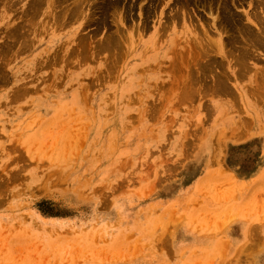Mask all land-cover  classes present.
Returning <instances> with one entry per match:
<instances>
[{"label":"rangeland","instance_id":"rangeland-1","mask_svg":"<svg viewBox=\"0 0 264 264\" xmlns=\"http://www.w3.org/2000/svg\"><path fill=\"white\" fill-rule=\"evenodd\" d=\"M18 1L0 4V264H264V48L246 46L264 0ZM207 54L230 87L207 76L192 101Z\"/></svg>","mask_w":264,"mask_h":264},{"label":"bare ground","instance_id":"bare-ground-1","mask_svg":"<svg viewBox=\"0 0 264 264\" xmlns=\"http://www.w3.org/2000/svg\"><path fill=\"white\" fill-rule=\"evenodd\" d=\"M21 1H22V0H19L18 3L21 2ZM30 1H31V0H30ZM46 1H48V0H46ZM56 1H61V0H55V2H56ZM99 1H100V0H99ZM102 1H103V0H102ZM119 1H120V0H119ZM122 1H123V0H122ZM137 1H138V0H137ZM179 1H181V2L183 1V3L185 2V5H186L189 1H192V0H178V2H179ZM197 1H198V0H197ZM217 1H218V0H217ZM224 1H226V0H223V3H225ZM227 1H228V0H227ZM233 1H234V0H233ZM239 1H240V0H239ZM255 1H256V0H255ZM259 1H260L261 3H258V5H260V4L262 5V4L264 3L263 0H262V1L259 0ZM259 1H257V2H259ZM1 2L3 3L4 0H0V4H1ZM7 2H8V1H7ZM9 2H10V1H9ZM34 2H36V0H35ZM38 2L41 3V0H38ZM53 2H54V1H53ZM64 2H65V1H64ZM83 2L85 3L84 0H83ZM83 2H82V0H81V1H80V4L82 5ZM87 2H89V1H87ZM107 2H108V1H107ZM117 2H118V1H117ZM205 2H206V1H205ZM219 2H221V1H219ZM228 2H229V1H228ZM230 2H231V1H230ZM262 2H263V3H262ZM16 3H17V2H16ZM18 3H17V4H18ZM30 3H31V2H29V4H30ZM73 3H74V2H73ZM77 3H78V2H76V4H77ZM93 3H94V2H93ZM174 3H175V2H174ZM198 3H199V2H198ZM198 3H197V4H198ZM217 3H218V2H217ZM221 3H222V2H221ZM240 3H241V2H240ZM27 4H28V3H27ZM31 4H32V3H31ZM37 4H38V3H37ZM37 4H36V5H37ZM53 4H54V3H53ZM57 4H58V5H57ZM57 4H55V5L60 6V5H59L60 3H57ZM64 4H65V3H64ZM118 4H119V3H118ZM120 4H121V3H120ZM120 4H119V5H120ZM134 4H135V3H134ZM193 4H194V0H193ZM219 4H220V3H219ZM232 4H233V2H232ZM6 5H7V3H6ZM6 5H5V6H6ZM8 5H9V3H8ZM14 5H15V3H14ZM62 5H63V4H62ZM65 5H66V4H65ZM86 5H87V4H86ZM103 5H104V4H103ZM119 5H118V6H119ZM190 5H192V2H191ZM220 5H221V4H220ZM220 5H219V6H220ZM223 5H224V4H223ZM233 5H234V4H233ZM9 6H11V5H9ZM29 6L31 7L32 5H28V6H27V9H28V10L30 9V11H31V8H29ZM34 6H35V5H33V8H34ZM38 6H39V5H38ZM38 6H35V8H34V9H35V11H34L35 13H33L34 16H35V14L37 13V12H36V9H37ZM43 6H44V5H43ZM52 6H54V5H52ZM66 6H67V5H66ZM70 6H71V5H70ZM84 6H85V5H84ZM88 6H89V5H88ZM100 6H102V3L100 4ZM116 6H117V5H116ZM116 6H115V7H116ZM118 6H117V8H118ZM121 6H122V5H121ZM178 6H179V5H178ZM183 6H184V5H183ZM187 6H188V4H187L186 6H184V7H187ZM199 6H200V5H199ZM217 6H218V5H217ZM234 6H235V5H234ZM263 6H264V5H263ZM39 7H42V5L39 6ZM55 7H56V6H55ZM60 7H62V6H60ZM90 7H92V6H90ZM109 7H110V6H109ZM112 7H113V6H112ZM179 7H181V6H179ZM215 7H216V6H215ZM221 7H222V5H221ZM223 7H224V10H225V11L223 10L224 13H225V18L222 17L223 19H225L224 22H225V23H230V22L233 21V20L236 21V20H235L236 17H235V15L232 13V10H231L230 5L227 4V2H226L225 6H223ZM12 8H13V7H12ZM33 8H32V10H34ZM42 8H43V7H42ZM51 8H52V7H51ZM66 8L69 9V11H70L72 8H74V6H73V4H72V8H71V7L68 8V6H67ZM117 8H116L115 11L113 10V12L117 13V12H116V11H117ZM120 8H121V7H120ZM120 8H119L118 11H120ZM149 8H150V7H149ZM193 8H194V7H193ZM209 8H210L211 10L213 9L212 6L209 7ZM232 8H233V7H232ZM7 9H8V8L6 7V10H7ZM10 9H11V8H10ZM39 9H40V8H39ZM39 9H37V10L39 11ZM54 9H55V8H54ZM64 9H65V7H64ZM86 9H87V8H86ZM110 9H111V7H110ZM113 9H114V8H113ZM141 9H142V8H141ZM176 9H177V8H176ZM178 9H179V8H178ZM178 9H177V10H178ZM181 9H183V8H181ZM184 9H185V8H184ZM187 9H188V8L185 9V11L187 12L186 14H187V15H190V14H188L189 9H188V10H187ZM25 10H26V9H25ZM28 10H26V11H28ZM61 10H63V9H61ZM72 10H73V9H72ZM78 10H79V9H78ZM81 10H82V7H81ZM108 10H109V8H108ZM177 10L175 11V13L177 12V15H179V17H178L176 14L173 15V17H174V16H177L178 18H180V14H181L180 12H181V11L178 10V11H179V12H178ZM217 10H219V9H217ZM217 10H216V11H217ZM234 10H235V9H234ZM49 11H50V10H49ZM63 11L66 12V9L63 10ZM69 11H68V12H69ZM82 11H83V10H82ZM110 11H111V10H110ZM24 12H25V11H24ZM28 12H29V11H28ZM68 12H66V14H67ZM72 12L74 13V12H78V11H77V10H76V11L73 10ZM79 12H80V11H79ZM105 12H106V11H105ZM113 12L111 11V13H112L111 16H113V14L115 15V13H113ZM148 12H149V11H148ZM155 12H156V11H155ZM210 12H211V11H210ZM214 12H215V11H214ZM234 12H235V11H234ZM25 13H26V12H25ZM38 13H40V12H38ZM51 13H52V12H51ZM58 13H60V12H58ZM58 13H57V14H58ZM61 13H62V12H61ZM63 13H64V12H63ZM63 13H62V14H63ZM107 13H108V12H107ZM189 13H190V11H189ZM197 13H198V12H196V14H197ZM212 13H213V11H212ZM30 14H32V13L30 12V13H29V16H30ZM57 14H56V15H57ZM69 14H70V13H69ZM69 14H68V16H71V17H68V18H69V19H70V18H73L72 15H71V14L69 15ZM74 14H75V13H74ZM74 14H73V15H74ZM79 14H80V17H81V16H82V13L80 12ZM79 14H78V16H79ZM118 14H119V13H118ZM213 14H214V13H213ZM257 14H258V13H257ZM49 15H50V13H49ZM63 15H64V14H63ZM123 15H124V14H123ZM210 15H211V13H210ZM27 16H28V14H27ZM34 16H33V18H34ZM57 16H58V15H57ZM61 16H62V15H61ZM61 16H60V18H62ZM64 16H65V15H64ZM87 16H88V15H87ZM148 16H149V15H148ZM193 16H194V15H193ZM193 16H192V14H191V17H193ZM259 16H260V14H259ZM44 17H45V16H44ZM65 17H66V16H65ZM74 17H75V15H74ZM76 17H77V15H76ZM76 17H75V18H76ZM100 17H101V16H100ZM115 17H117V16L115 15ZM234 17H235V18H234ZM20 18H21V17H20ZM33 18H32V19H33ZM54 18H55V17H54ZM58 18H59V16H58ZM78 18H79V17H78ZM89 18H90V17H89ZM111 18H114V17H111ZM124 18H125V17H124ZM146 18L149 19L148 17H146ZM175 18H176V17H174V19H175ZM214 18H215V17H214ZM216 18L219 19V16L216 17ZM222 18H221V19H222ZM233 18H234V19H233ZM242 18H243V17H242ZM242 18H240V19H242ZM261 18H262V16H261ZM23 19H26V18H23ZM29 19H30V17H29ZM34 19H35V18H34ZM63 19H64V18H63ZM101 19H103V18L101 17ZM119 19H120V18H119ZM125 19H126V18H125ZM125 19H123V20H125ZM169 19H170V18H169ZM187 19H188V18H187ZM193 19H194V18H193ZM21 20H22V19H21ZM26 20H27V19H26ZM74 20H75V19H74ZM105 20H106V19H105ZM130 20H131V19H130ZM178 20H180V19H177V21H178ZM181 20H182V19H181ZM189 20H191V18H190ZM244 20H245V19H244ZM24 21H25V20H24ZM28 21H29V20H28ZM28 21H26V23H27ZM32 21H33V20H32ZM32 21H31V22H32ZM58 21H59V20H58ZM61 21H62V20H61ZM71 21H73V20H71ZM88 21H89V20H88ZM108 21H109V20H108ZM187 21H188V20H187ZM216 21H218V20L216 19ZM221 21H222V20H221ZM229 21H230V22H229ZM31 22H30V24H31ZM65 22H66V21H65ZM126 22H127V21H126ZM178 22H179V21H178ZM219 22H220V21H219ZM224 22H223V23H224ZM238 22H239V21H237L236 23H238ZM21 23H22V22H21ZM21 23H20V25L22 26ZM32 23H33V22H32ZM57 23H58V22H57ZM89 23H90V22H89ZM91 23H92V22H91ZM104 23H107V20H106V22L104 21ZM223 23H219V24H220V25H221V24L223 25ZM262 23H263V22H262ZM55 24H56V23H55ZM68 24H69V23H68ZM102 24H103V23H102ZM116 24H117V20H116ZM169 24H171V23H169ZM191 24H192V23H191ZM214 24H215V22H214ZM257 24H258V23H257ZM7 25H8V24H7ZM20 25H18L19 28L16 27L15 25H14L15 27L13 26V28H12V27H11V28L9 27V28H10L9 31L11 32L12 36L16 37V38H12V37H10V39H11V38L13 39V43H15V42H16V43L19 42V41H17L18 39H22V40H23L24 35L26 36V34L29 33V30H30V31H33V29L29 28V30H27L28 32H27L26 34H24V32H26V31L24 30V32H23L24 35H23V34H22V31H23V29H25V28H22V29H21V28H20V27H21ZM24 25H25V24L23 23V26H24ZM26 25H27V24H26ZM26 25H25V27H26ZM33 25H34V24H32L31 26H33ZM62 25H63V23H62ZM216 25H217V27L219 26L218 23H217ZM222 25H221V26H222ZM240 25H241V24H240ZM245 25H246V24H245ZM27 26H29V25H27ZM37 26H38V25H37ZM104 26H105V25H104ZM221 26H220V27H221ZM98 27H99V26H98ZM108 27H109V26H108ZM108 27H107V28H108ZM164 27L166 28L167 26H165V24H163L162 28L164 29ZM224 27H225V25H224ZM224 27L222 26L223 29H221V30H224ZM229 27H230V26H229ZM243 27H244V26H243ZM15 28H16V30H15ZM37 28H38V27H37ZM120 28H121V27H119V29H118L119 31H115V32H119V33H117V35H115V36H114V33H113L114 31L112 32L113 34L111 33V34L113 35V36H112V35H108V34H107L109 31H111V30H109L110 28L107 30L108 32H107L106 34H107L109 37H111V38H110L111 40H110V42H109V40H108V42H107L106 39H105V40L103 41V43H105V45H103L102 47L99 45V47H101V50H104V51L106 52L107 50L112 49L111 46H114V44H112V43H114V42L121 43L122 38H121V37H116V36H118V34L120 35V32H122V33L124 32V31H122V29L120 30ZM167 28H168V27H167ZM226 28H228V27H226ZM226 28H225V30H226ZM230 28L232 29V27H230ZM234 28H235V27H234ZM239 28H240V27H238V29H239ZM248 28H249V26H248ZM13 29H14V31H13ZM20 29H21L22 31H21ZM27 29H28V28H27ZM39 29H40V28H39ZM98 29H99V28H98ZM228 29H229V28H228ZM231 29H229V30H231ZM236 29H237V28H236ZM240 29H241V28H240ZM244 29H245V27H244ZM244 29L242 28L243 31H244ZM249 29H250V28H249ZM7 30H8V29H7ZM11 30H12V31H11ZM17 30H20L21 33H19ZM209 30H210V29H209ZM233 30L235 31V29H233ZM233 30H232V31H233ZM250 30H251V29H250ZM245 31H247V30H245ZM251 31H252V30H251ZM251 31H250L249 33H251ZM261 31H262V30H261ZM161 32H162V31H161ZM163 32H164V31H163ZM166 32H167V31H166ZM187 32H188V31H187ZM187 32H186V31L181 32V35H182V36L179 38V40H181L182 37L185 38V37L187 36ZM201 32H202V31H201ZM201 32H200V33H201ZM211 32H212V31H211ZM226 32H227V31H226ZM226 32H223V33H226ZM263 32H264V30L262 31V33H263ZM122 33H121L120 36L123 35ZM203 33H204V32H203ZM207 33H208V32H207ZM212 33H213V32H212ZM221 33H222V32H221ZM235 33H236V32H235ZM245 33H246V32H245ZM247 33H248V31H247ZM254 33H255V32H254ZM262 33H261V34H262ZM96 34H98V33H96ZM163 34L165 35L166 33H163ZM204 34H206V32H205ZM204 34H203V38H204V36H206V35H204ZM233 34H234V33H233ZM252 34H253V32H252ZM256 34H257L256 36H260V37H261V35H258V32H256ZM27 35L29 36L30 33L27 34ZM92 35H93V34H92ZM98 35H99V34H98ZM173 35L175 36L174 38H171L170 35H169L170 46L175 45L176 43L179 44V42H177V40H178V39H177V38H178V37H177V36H178V32H177L176 30L173 31ZM188 35H189V34H188ZM200 35H202V33H201ZM236 35H237V33H236ZM236 35H233V36L235 37ZM247 35H248V34H246V36H247ZM104 36H105V35H104ZM123 36H124V35H123ZM123 36H122V37H123ZM161 36H162V35H161ZM225 36H226V35H225ZM230 36H231V35H230ZM233 36H232V37H233ZM239 36H241L240 34H238V38H241V37H239ZM249 36H250V35H249ZM256 36L254 35L255 38H252V37L250 36L249 38H251V41L248 42V43L246 44V46H247V45H251V46L249 47L250 49L252 48V46H253V49H254V47H257V48H260V49H261V48H264V42H263V40H262L263 38L260 39V37H256ZM4 37H5V36H4ZM88 37H89V35L87 36V38H88ZM105 37H106V36H105ZM156 37H157V38H160L159 36H157V33H156ZM176 37H177V38H176ZM234 37H233V38H234ZM243 37H244V36H243ZM243 37H242V39H244ZM24 38H25V37H24ZM77 38H78V37H77ZM79 38H80V37H79ZM91 38H92V37H91ZM107 38H108V37H107ZM120 38H121V39H120ZM192 38H193V37H192ZM199 38H200V37H199ZM206 38H207V36H206ZM236 38H237V36H236ZM7 39H8V38H7ZM14 39H16L15 42H14ZM209 39H210V38H209ZM209 39H208V40H209ZM211 39H212V38H211ZM211 39H210V41H211ZM252 39H253V40H252ZM80 40H81V39H80ZM82 40L85 41L84 39H82ZM89 40H90V38H89ZM123 40H124V39H123ZM153 40H155V43H153L152 41H150V42H148L146 45H147V46H150V44H151V45H157V44H158V41H157L155 38H154ZM179 40H178V41H179ZM204 40H205V42L207 41L206 39H204ZM234 40H235V39H234ZM247 40H250V39H248V37H247ZM95 41H96V40H95ZM119 41H120V42H119ZM192 41H193V40H192ZM210 41H209V42L207 41V42H208V43H211V44L214 43V44L216 45V47H217L218 52H222V51H223V47H224V49H225V46H226V45L223 46V44H224L223 42H224V41H223L222 37H220L219 39H216V40L212 39L213 42H210ZM232 41H233V40H232ZM79 42H80V41H79ZM106 42H107V43H106ZM189 42H191V40H190ZM189 42H188V43H189ZM205 42H204V43H205ZM225 42H226V41H225ZM236 42H238V41H236ZM87 43H88V42H87ZM101 43H102V42H101ZM194 43L196 44L197 41H194ZM199 43H200V42H199ZM201 43H202V42H201ZM201 43H200V44H201ZM239 43H240V42H239ZM245 43H246V42H245ZM85 44H86V43H83V46H84ZM107 44H108V45H107ZM180 44H182V43H180ZM195 44H192V45H195ZM197 44H198V43H197ZM200 44H198V45H200ZM232 44H233V42H232ZM232 44L230 43V45H232ZM237 44H238V43H237ZM242 44H243V43H242ZM242 44H241V45H242ZM26 45H27V44H26ZM26 45L24 44V46H26ZM120 45L122 46L123 44L121 43ZM166 45H167V44H166ZM176 45H177V44H176ZM189 45H191V44H189ZM198 45H197V47H199ZM241 45H239V46L241 47ZM0 46H1V44H0ZM5 46H6V45H5ZM5 46H4V47H5ZM7 46H8V45H7ZM9 46H10V45H9ZM115 46H116V45H115ZM115 46H114L113 50H115V49L117 50V48H116ZM147 46H146V47H147ZM170 46H169V47H170ZM183 46H184V45H183ZM185 46H186V45H185ZM206 46H208V45H206ZM228 46H229V45H228ZM239 46H238V47H239ZM246 46H245V47H246ZM12 47H13V44H12ZM84 47H85V46H84ZM96 47H97V46H96ZM150 47H151V46H150ZM195 47H196V46H195ZM208 47H209V46H208ZM230 47H231V46H230ZM242 47H244V46H242ZM242 47H241V50H237L238 48L236 47V48H237L236 50H237V51H243L244 49H247V48H243V50H242ZM247 47H248V46H247ZM88 48H89V47H88ZM107 48H108V49H107ZM193 48H194V47H193ZM201 48H202V46H201ZM204 48H205V51L203 52L204 54H205V53H209V54H210V48L213 49V47H210V48H208V49H206V47H204ZM214 48H215V47H214ZM21 49H22V48H21ZM23 49H24V48H23ZM90 49H91V48H90ZM96 49H98V48H96ZM105 49H106V50H105ZM118 49H119V48H118ZM144 49H145V48H144ZM194 49H196V48H194ZM230 49H231V48H230ZM7 50H8V52H9V49H7ZM7 50H6V51H7ZM84 50H85V49H84ZM86 50H87V49H86ZM93 50H95V49H93ZM176 50H177V49H176ZM200 50H202V49H200ZM225 50H226V49H225ZM233 50H234V49H233ZM257 50H258V49H257ZM6 51H5V52H6ZM104 51H103V52H104ZM109 51H110V50H109ZM119 51H120V50H119ZM119 51H118V54H121V52L119 53ZM121 51H122V50H121ZM143 51H144V50H143ZM178 51H179V50H178ZM251 51H252V49H251ZM253 51H254V50H253ZM253 51H252V52H253ZM71 52H72V50H71ZM92 52H93V51H92ZM111 52H112V51H111ZM111 52H110V53H111ZM113 52H114V51H113ZM116 52H117V51H116ZM147 52H148V51H147ZM180 52H182V51H180ZM183 52H184V51H183ZM187 52H188V51H187ZM211 52H212V51H211ZM214 52H215V51H214ZM232 52H233V51H232ZM74 53H75V52H74ZM95 53H96V50H95L94 54H95ZM97 53H99V51H98ZM142 53H143V52H142ZM164 53H166V52H164ZM197 53H198V52H197ZM200 53H201V52H200ZM216 53H217V51H216ZM228 53H229V52H228ZM71 54H72V53H71ZM71 54H70V55H71ZM113 54H114V53H113ZM116 54H117V53H115L114 55H116ZM122 54H123V52H122ZM181 54H182V53H181ZM186 54H187V53H186ZM194 54H195V53H194ZM204 54H203V55H204ZM209 54H207L206 56H209ZM213 54H214V53H213ZM253 54H254V53H253ZM253 54L251 53L252 56H253ZM76 55H77V54H76ZM114 55H113V56H114ZM210 55H212V54H210ZM67 56H68V55H67ZM195 56H196V55H195ZM198 56L200 57V54H198ZM206 56H204V57H206ZM239 56H240V55H239ZM241 56H242V55H241ZM241 56H240V58H238V59H240V61L237 62V65L240 67L242 73H244V72L248 69L249 66H248V62H246V61H247L246 56H242L243 59H241ZM249 56H250V55H249ZM249 56H248V57H249ZM254 56H255V55H254ZM254 56H253V57H254ZM153 57H154V56H153ZM186 57H187V56H186ZM204 57L202 56L201 59H203ZM237 57H238V54H237ZM250 57H251V56H250ZM55 58H56V57H55ZM75 58H76V57H75ZM79 58H80V57H79ZM96 58H97V57H96ZM114 58H115V57H114ZM150 58H151V57H150ZM192 58H193V57H192ZM194 58H195V60H196V57H194ZM208 58H209V59H208ZM179 59H180V58H179ZM187 59H188V58H187ZM189 59H190V58H189ZM189 59H188V60H189ZM204 59H205V58H204ZM206 59H207V60H206L207 63L204 62L203 65H202V64H199V62L197 63V64L199 65V69H196V71L198 72V74L195 73V69H194V71H192L193 68H195V67H192V66H194V65H192V62H190V63H191V65H190V66H191V67H190L191 72H190V70H189V73H190V76H191V77H190V76H189V77L192 78V80H190V79H189V80H190V83H191V84H188L189 81H188L187 79H186V82L188 81V83H187V85H186L185 87H182L183 84L181 83V84H182V86H181L182 89L185 90L186 92H185V91H182V90H181V91L183 92V94L185 93V94L187 95V97H189V98H191V99H192L193 97H195V95H198V96H199V94L202 95V94L204 93V92L202 93V90H201V87H200V86L202 85V83L200 84L199 87H197L196 84L198 85V84L200 83V81H201V82L203 81V79H204V81H206L205 79H208L207 76H208L209 78H213V79L215 80V81H214V80L212 79V80H213L212 82H213L214 84H210V83H208V84H210V85H213V87L209 85V87H212V88H210V89H212L213 94H214V93H215V94H218V93H216V92L221 93V92H223V91H225V92L228 91V87H227L226 85H228L227 81H228V79H229V77H228L229 75H226V74L222 75V72H221V73L219 72V75H218V74H216V73H218V71H217L216 73H214V72H215L214 69H216L215 64H218V62L215 61L216 59L213 60L212 57H210V56L207 57ZM193 60H194V59H193ZM199 60H200V59H199ZM199 60H198V61H199ZM106 61H107V60H106ZM184 61H185V60H184ZM186 61H187V60H186ZM186 61H185V62H186ZM189 61H190V60H189ZM191 61H192V59H191ZM248 61H249V60H248ZM180 62H181V61H180ZM180 62H177V63L179 64ZM187 62H188V61H187ZM187 62H186V63H187ZM196 62H197V60L195 61V63H196ZM254 62H255V61H254ZM175 63H176V62H175ZM175 63H174V64H175ZM188 63H189V62H188ZM193 63H194V61H193ZM172 64H173V63H172ZM178 64H176V66L174 65V68H175V67L178 68V67H179V66H177ZM219 64H220V63H219ZM222 64H223V63H222ZM232 64H233V63H232ZM113 65H114V64H113ZM180 65H181V64H180ZM182 65H184V64H182ZM182 65H181V66H182ZM187 65H188V64H186V66H187ZM223 65H224V64H223ZM172 66H173V65H172ZM186 66H185V67H186ZM214 66H215V68H214ZM220 66H221V64H220ZM220 66H219V67H220ZM197 67H198V66H197ZM197 67H196V68H197ZM236 67H237V66H236ZM113 68H114V67H113ZM177 68H176V70H177ZM183 68H184V67H183ZM138 69H139V68H138ZM178 69H179V68H178ZM185 70H186V69H185ZM198 70H200V71H198ZM213 70H214V71H213ZM108 71H109V70H108ZM183 72H185V71L183 70ZM187 72H188V70H187ZM224 72H226V69H225ZM181 73H182V72H181ZM226 73H227V72H226ZM179 74H180V73H179ZM182 74H184V73H182ZM220 74H221V75H220ZM228 74H229V73H228ZM238 74H240L239 71H238ZM185 75H187L186 72H185ZM202 75H206V78H205V77H204V78H201ZM241 75L243 76V74H241ZM248 75H249V74H248ZM181 76H182V75H181ZM173 77H174V76H173ZM179 77H180V76H179ZM184 77H185V76H184ZM184 77H183V78H184ZM187 77H188V75H187ZM189 77H188V78H189ZM202 77H203V76H202ZM245 77H246V76H245ZM245 77H244V78H245ZM174 78H175V77H174ZM185 78H186V77H185ZM171 79H172V78H171ZM180 79H182V77H181ZM199 79H202V80L199 81ZM175 80H177V79H175ZM182 80H183V79H182ZM210 80H211V79H210ZM210 80H209V81H210ZM239 80H240V79H239ZM178 81H179V80H178ZM178 81H176V82H178ZM198 81H199V82H198ZM207 81H208V80H207ZM183 82H184V81H183ZM210 82H211V81H210ZM176 84H177V83H176ZM203 84H204V83H203ZM178 85H179V84H178ZM184 85H185V84H184ZM175 86L178 87L177 85H175ZM228 86H229V85H228ZM179 87H180V85H179ZM205 87L209 88L208 85H205ZM229 87H230V86H229ZM174 88H175V87H174ZM202 88H203V86H202ZM210 89H209V90H210ZM177 90H179V89H177ZM210 91H211V90H210ZM210 91H208V90L206 89V90H205V93L207 94V93H209ZM182 92H181V93H182ZM181 93H179V94H181ZM210 93H211V92H210ZM185 94H184V95H185ZM203 95H204V94H203ZM230 95H231V94H230ZM192 96H193V97H192ZM205 96H206V95H205ZM201 98H202V97H201ZM193 99H195V98H193ZM193 99H192V101H193ZM197 99H198V98H197ZM197 99H195V101H196ZM181 100H182V99H181ZM185 100H186V99H185ZM199 100H200V99H199ZM197 101H198V100H197ZM140 223H141V222H140ZM154 223H155V222H154ZM155 226H156V225H155ZM153 229H154V228H153ZM155 236H156V235H155Z\"/></svg>","mask_w":264,"mask_h":264}]
</instances>
